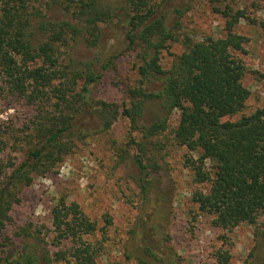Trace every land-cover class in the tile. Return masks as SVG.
Wrapping results in <instances>:
<instances>
[{
  "label": "trees",
  "instance_id": "16d2710c",
  "mask_svg": "<svg viewBox=\"0 0 264 264\" xmlns=\"http://www.w3.org/2000/svg\"><path fill=\"white\" fill-rule=\"evenodd\" d=\"M170 1L124 0L125 6L115 8L103 0H0V99L22 101L27 108L10 135L0 132V264H100L113 224L109 214L100 225L64 195L50 210L51 228L19 224L12 212L24 189L54 174L75 140L87 137L89 121L108 131L120 115L130 123L120 156L132 162L139 187L135 230L142 231L139 248L151 264H176L168 227L154 222L156 210L148 208L153 199H166L154 190L157 175L169 167L168 129L170 140L187 150L184 165L195 185L189 224L208 216L217 229L231 232L249 224L264 238V224L258 226L264 214V107L230 119L243 112L251 95L240 57L247 38L236 28L241 19L254 18L230 3L215 7L226 19L225 36L185 37L183 51L165 69L161 53L180 40L184 14L176 8L174 19ZM54 5L62 18L50 15ZM107 26L117 31L109 51L90 60L71 56L76 45L99 47ZM126 52L136 54V85L123 90L122 103L97 99L94 87ZM149 104L160 112L147 120ZM213 257V264H230L232 255L219 247ZM249 264H264V258Z\"/></svg>",
  "mask_w": 264,
  "mask_h": 264
},
{
  "label": "rangeland",
  "instance_id": "374dc122",
  "mask_svg": "<svg viewBox=\"0 0 264 264\" xmlns=\"http://www.w3.org/2000/svg\"><path fill=\"white\" fill-rule=\"evenodd\" d=\"M115 8L125 6L124 0H103ZM168 10L176 19V8H183L179 41H171L161 53V63L165 69L171 66L174 56L183 51V39L187 36L194 40L206 37H224L225 17L216 10L224 9L230 3L234 9H244L249 18L241 19L236 31L247 38L245 53H240L247 67L244 84L251 91L250 98L242 113L231 117L238 119L242 114H250L264 107V0H228L211 3L210 0H171ZM216 7V8H215ZM122 12L121 10L119 11ZM50 15L62 18L63 12L53 6ZM117 14L116 18H120ZM108 28V29H107ZM117 31L105 27L101 44L88 49L83 44L76 45L70 52L76 60L93 59L99 51L106 52L115 43ZM125 47V45L123 46ZM122 49V47H120ZM136 54L126 52L117 60V68L94 87L97 99L122 103L123 90L136 85ZM27 108L22 101L13 98L0 99V132L17 127L25 119ZM160 112L155 104H149L146 119ZM178 112L171 118V128L176 124ZM13 124V126H12ZM89 134L84 140H75L73 152L66 155L57 166L55 173L37 177L34 183L24 189L21 203L15 206L12 216L19 224L33 221L37 225L51 228L50 210L62 195L69 201H75L93 219L104 225V216L112 217L109 237L105 242L100 264H139L143 259L151 264L139 248L142 231L135 230L140 215L139 187L135 182V168L129 160H122L120 148H127L130 137V123L125 116L118 120L108 131H101L97 120L88 122ZM9 127V128H8ZM169 130L165 133L168 170L157 175L156 194L163 192L166 199H153L149 209L154 208V222L167 225L171 234L168 247L174 255L176 264H213V252L219 247L227 248L232 255L230 264L257 263L264 258V238L257 233V226L243 224L231 232L217 229L211 225L210 217L200 216L192 226L188 222V213L193 205L188 201L193 183L191 171L184 165L187 150L170 140ZM10 151V147L5 153ZM264 224V214L258 226ZM134 228V232H133ZM252 254V255H251ZM140 258V259H139Z\"/></svg>",
  "mask_w": 264,
  "mask_h": 264
}]
</instances>
